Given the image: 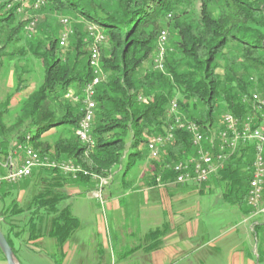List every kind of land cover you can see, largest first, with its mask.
<instances>
[{"label":"trees","instance_id":"trees-1","mask_svg":"<svg viewBox=\"0 0 264 264\" xmlns=\"http://www.w3.org/2000/svg\"><path fill=\"white\" fill-rule=\"evenodd\" d=\"M59 16L72 21L69 46H61L60 33L48 25ZM90 24L105 39L99 53L104 77L93 96L94 144L88 147L75 136V127L82 116V90L93 77ZM166 28L170 48L167 43L162 72L153 69V61L158 34ZM0 57L6 63L31 57L44 67L41 80L31 85L27 71L16 72L15 89L0 100V160L14 143H25L50 159L79 166L76 177L48 167L16 183H1L2 204L11 190L29 185L33 191L25 206L13 201L0 209V229L14 255L13 243L26 231L27 243L54 239L52 257L60 264L56 255L64 256L65 242L79 226L70 206L62 204L69 195L65 186L87 193L114 169L120 168L121 177L137 175L134 167L147 159V184L172 180L173 171L164 166L195 155L197 147L185 129L176 128L160 160L148 157V137L169 127L171 100L177 99L180 118L204 134L221 129L225 113L246 116L251 93L264 97V0H0ZM68 92L78 100L66 97ZM254 155V144L239 146L214 176L225 184V201L245 213L252 211L246 194ZM23 213L26 218L19 219ZM263 225L253 226L257 239ZM163 233L150 230L146 248L158 247ZM257 260H264V239Z\"/></svg>","mask_w":264,"mask_h":264},{"label":"crops","instance_id":"crops-1","mask_svg":"<svg viewBox=\"0 0 264 264\" xmlns=\"http://www.w3.org/2000/svg\"><path fill=\"white\" fill-rule=\"evenodd\" d=\"M148 163L149 160H146L141 164L139 175L120 177L117 181L113 177L103 188V205L108 212L94 213L96 222L91 224V227L94 226L87 234L90 238L97 232L102 235L103 249L109 258L107 264L259 263L257 247L253 246L256 237L252 230L256 224H264V214L253 215L252 211L245 213L232 204H188L194 191L203 193L210 184H218L216 177H211L202 187L194 184L175 185L170 183L171 180L163 184H147L150 171L147 169ZM117 170L120 171V168ZM73 189L71 193H83L79 186L75 191ZM93 192L94 190L87 193L93 196ZM230 211L234 212V217L226 216ZM128 219L131 227L128 235L138 237V242L131 246H128L124 234H121L122 226ZM156 228L164 233L161 234L159 246L148 250L146 247L151 243L149 232ZM0 230L4 231V227ZM263 230L260 234L264 239ZM44 239L52 240L50 244L56 249L54 239L47 237H40L28 244L35 245ZM263 239L260 240L261 245ZM63 250L64 256H68L67 241ZM52 254L54 252L49 254L50 258ZM17 262L20 264L18 260ZM0 264H7L1 254Z\"/></svg>","mask_w":264,"mask_h":264},{"label":"built area","instance_id":"built-area-1","mask_svg":"<svg viewBox=\"0 0 264 264\" xmlns=\"http://www.w3.org/2000/svg\"><path fill=\"white\" fill-rule=\"evenodd\" d=\"M63 26L68 24L66 18L60 19ZM31 29V27L29 28ZM91 37L89 66L93 72L92 79L82 90V116L75 127V136L87 145L92 146L93 139L90 135L91 121L95 101L96 85L104 77L103 71L99 65V53L102 41L105 39L103 32L96 25L88 26ZM67 33L63 32L59 36V44L65 46ZM167 30L163 29L157 37V47L153 61V69L164 72V60L167 50ZM248 97L251 111L243 118H238L233 114L225 113L222 115L220 124L222 128L218 131L210 129L202 134L199 125L194 122H187L180 118L177 99L170 101L167 112L170 118L168 129L165 133L148 137L147 152L148 157L153 160H160V152L167 142L171 141L176 128L185 129L193 139V144L197 147L195 155L188 159L177 161L171 165H165L174 173V178L170 181L172 184L191 185L200 187L213 176L217 175L224 164L236 153L241 145L247 143L254 144V159L252 161V172L247 189V205L252 209V214H264V97L261 94L253 92ZM66 97L78 100L79 96L73 92L66 93ZM14 149L7 155L5 161L0 160L1 183H16L21 179L31 176L34 170L38 168L55 167L61 172L71 173L76 177L79 166L71 162H58L49 157L38 153L31 145L25 143H14ZM97 188L93 196L101 201L103 188L108 183V177H98Z\"/></svg>","mask_w":264,"mask_h":264},{"label":"rangeland","instance_id":"rangeland-1","mask_svg":"<svg viewBox=\"0 0 264 264\" xmlns=\"http://www.w3.org/2000/svg\"><path fill=\"white\" fill-rule=\"evenodd\" d=\"M62 18H66L68 20V24L66 26H63L60 23V19ZM77 24H79V22H77ZM48 25L50 26V28H53V30H55L57 35L58 33H60L59 35H61L63 32L67 33L68 35L66 37L65 44L66 46L70 45L69 43L73 39L74 29L72 26V21L68 16H59ZM165 30H167V33L169 35L170 28H166ZM169 44L170 42L168 43V47L170 48ZM0 60L3 61V63L0 65V100H3L6 95L10 94L15 89L16 72H20L22 70L27 71L28 75L26 76V78L28 79V83H30V85L36 84L39 80H41V77L44 74L43 63L38 59H34L31 57L16 58V60L11 61L10 63H6L3 57H0ZM59 133L60 131H58L57 134ZM62 161L69 162L68 160L64 159H62ZM140 169L141 164L140 166H135L132 173L139 175V173L141 172ZM113 171L116 172H112V174L108 176V182L113 177H115V181H117V179H120V177L122 176L121 170L119 171L114 169ZM129 177H131V175H129ZM28 186H21L20 190H11L10 193L6 195L3 201L4 204L0 203V209H2V207L4 206H7L8 204H12L13 201H16V203H18L20 206H25L28 203L33 191L32 188H28ZM97 186L98 185L96 184V187ZM73 188H75L76 190L78 186H75L74 184L65 186V191L69 193V195L66 199H64V202L62 204L70 206L71 213L79 218V226L77 228L78 230L73 234L70 240L67 241V244H69L68 256H64V258L63 256H58L57 253L56 256L58 260L61 261L60 264H107L109 258L107 257L103 249L104 242L102 240V235H99V233L97 232L93 238H90L87 234L90 233V228L94 226L93 225L91 227V224L96 222L94 220L96 214L94 213L101 214L108 212V210H105L106 208L103 205V196L100 201L94 196L90 195V193L80 192L77 195L71 193V189ZM80 189L83 188L80 187ZM224 189V183L210 184L203 193L194 191L191 198L188 200V204L194 206L230 204L223 198L222 192L224 191ZM75 190L73 189V191ZM24 214L25 213L19 216V219L26 218L24 217ZM233 214L234 212L230 211V213L227 212L226 216L234 217ZM129 221L130 219L125 222L124 227L122 226L121 234H124L125 240L129 244L128 246H131L138 242V237H131L130 235H128L129 231L131 230V227H129ZM27 235L28 231L24 232L20 239L15 240L13 243L15 245H19L18 247L16 245L15 258L20 262V264H56L54 258L49 257V254L51 252H56V249L52 246V244H50L52 240L50 241L48 239H44L43 242H38L35 245L28 244L24 240ZM261 238L263 239L262 235L259 233L258 239H254L253 246H260ZM110 251L111 249L109 248V252ZM115 251V253H117V249ZM0 254H3L1 249ZM258 264H264V262L260 261Z\"/></svg>","mask_w":264,"mask_h":264},{"label":"water","instance_id":"water-1","mask_svg":"<svg viewBox=\"0 0 264 264\" xmlns=\"http://www.w3.org/2000/svg\"><path fill=\"white\" fill-rule=\"evenodd\" d=\"M0 249L3 253L4 260L7 264H18L17 260L14 258V253L12 247L7 243L3 232L0 230Z\"/></svg>","mask_w":264,"mask_h":264}]
</instances>
